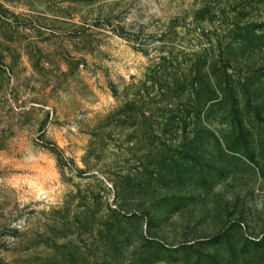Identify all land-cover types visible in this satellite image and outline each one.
Masks as SVG:
<instances>
[{
    "label": "rangeland",
    "instance_id": "rangeland-1",
    "mask_svg": "<svg viewBox=\"0 0 264 264\" xmlns=\"http://www.w3.org/2000/svg\"><path fill=\"white\" fill-rule=\"evenodd\" d=\"M0 264H264V0H0Z\"/></svg>",
    "mask_w": 264,
    "mask_h": 264
}]
</instances>
